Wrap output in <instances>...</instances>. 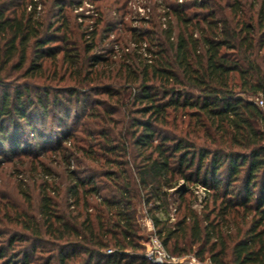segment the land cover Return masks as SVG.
<instances>
[{
	"label": "trees",
	"instance_id": "trees-1",
	"mask_svg": "<svg viewBox=\"0 0 264 264\" xmlns=\"http://www.w3.org/2000/svg\"><path fill=\"white\" fill-rule=\"evenodd\" d=\"M75 1L0 0V164L50 152L66 175L16 177L27 208L0 217V264H153L141 207L172 254L264 264V0H178L174 21L136 30L150 57L98 48L103 13L80 22ZM50 105L60 124L80 107L81 136L46 137ZM189 185L208 192L201 213Z\"/></svg>",
	"mask_w": 264,
	"mask_h": 264
},
{
	"label": "rangeland",
	"instance_id": "rangeland-1",
	"mask_svg": "<svg viewBox=\"0 0 264 264\" xmlns=\"http://www.w3.org/2000/svg\"><path fill=\"white\" fill-rule=\"evenodd\" d=\"M77 2L79 0H76ZM75 1V2H76ZM178 0H119L117 3L116 0H86L83 6L82 14L89 16L93 15L94 18L96 17V11L100 9L102 11L103 19L100 23L97 31V36L100 37L99 47H104L109 49H114L119 54H122L124 51H134L137 49L138 52H141L140 54L145 57L143 54L144 52L142 49H140L139 45L144 46V41L139 42V36L138 29H141V31H145V29H149L152 31H158L159 23L161 22L162 26L164 25L163 22H166V19H174L172 7L176 5V2ZM248 2H251L252 0H245ZM261 1L257 0V5H259ZM48 3L46 4V6ZM76 5V4H75ZM75 5H74V12L77 13V20L79 21V13L80 11H75ZM116 7H121L119 11H115ZM41 8V6H39ZM72 21L73 15L71 12L66 9L65 12ZM114 21V24L112 25L113 29H110V34L107 31L106 26H108L107 21ZM135 29V30H134ZM133 34V35H132ZM98 40V39H97ZM112 41V42H111ZM55 45V44H53ZM123 47V48H122ZM99 53V51L97 52ZM68 82H61L59 84H56V82H53L52 85H56V87H63L67 86ZM54 88V90H59L61 88ZM63 89V88H62ZM98 89V88H97ZM55 92V91H54ZM54 94V93H53ZM106 96L98 89V93L92 94V99H105ZM52 97L50 98V102ZM102 101V100H101ZM106 103L100 104L97 107H95L97 113L103 112V113H109V112H115V117L120 116L119 113L116 112V109L118 105L115 102L112 101H105ZM95 106V105H94ZM53 106L50 105V108ZM135 109V108H132ZM119 110V109H118ZM117 110V111H118ZM55 109L52 108L51 115L47 117L40 116L38 117V127L39 129L45 130L46 137L47 136H54V134H58L59 130L62 129H68L71 128L75 132L78 133L76 129H78L79 124H73L75 113L82 114V110L79 107L78 109H75V111L72 112L71 116L69 118H64L63 123H58L59 117L57 114L54 113ZM134 111V110H133ZM133 116L136 118L142 117L140 113L133 112ZM67 122V124H65ZM113 125V123L111 124ZM30 135V134H29ZM79 136H81L80 132L78 133ZM27 138V137H26ZM28 141L30 143V149L35 154L37 152V147L35 145L36 141L33 136L28 137ZM32 143V144H31ZM34 144V146H32ZM32 153V154H33ZM50 152H47L44 155H40L39 157H36L37 159L33 160L34 158H22L20 159L19 156H16L12 162L7 161L0 164V217H2L5 211L12 213L15 212V210H23L27 208V203L24 201L20 193L18 192L17 188V178L20 176V173H23L24 177H42V169L46 167L52 169L54 173L60 175V177H66L63 167L60 166L58 163H55L53 158L49 157ZM25 173V174H24ZM34 179V178H33ZM41 178H37L38 182L37 184L35 182L29 181V184L31 186V192L33 193L34 199H36L37 194V185L39 184ZM35 180V179H34ZM177 184L176 187L185 186L186 183L182 180H176ZM193 188L194 192V198L192 199V207L194 210L198 211L199 213L204 211L205 207V201L208 199L207 194L208 192L206 190H203L204 193L199 192L198 190L202 188V185L194 186L189 185ZM166 191H169L171 193L175 188H164ZM196 191H198L200 194H198ZM35 203V201H34ZM32 206H35L32 204ZM174 205H171L169 208L170 215L172 214L175 220L176 214L174 210ZM16 208V209H15ZM143 214L142 207L138 211V218H141V215ZM12 215V214H11ZM156 215H159L160 217H165L168 214L166 212H160L156 211ZM139 227L141 229V232L143 233L142 226L140 222L138 221ZM6 240V236L0 237V245H2ZM189 254H194V252H191Z\"/></svg>",
	"mask_w": 264,
	"mask_h": 264
},
{
	"label": "built area",
	"instance_id": "built-area-1",
	"mask_svg": "<svg viewBox=\"0 0 264 264\" xmlns=\"http://www.w3.org/2000/svg\"><path fill=\"white\" fill-rule=\"evenodd\" d=\"M86 0H79L75 5V11H80L79 13V21L84 22L86 17L82 14L83 6ZM97 14V12H95ZM147 44L144 43V46L141 47L144 55L146 57H150V54L145 49ZM256 101L259 105L264 106V99L262 97H257ZM198 190L201 193H204V187ZM196 191L198 194H200ZM143 214L141 218H138L143 230L144 242L146 243V249L144 252V256L149 259L153 264H216L211 260L200 259L195 254H186V255H175L170 253L163 245L161 238L158 236L156 227L154 225L153 219L148 215L147 210L142 208ZM139 216V215H138ZM171 219L174 217L171 214ZM107 252H111V249H108Z\"/></svg>",
	"mask_w": 264,
	"mask_h": 264
}]
</instances>
